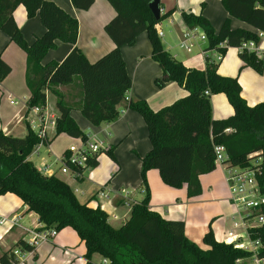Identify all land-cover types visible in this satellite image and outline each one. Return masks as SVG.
<instances>
[{"label": "trees", "instance_id": "16d2710c", "mask_svg": "<svg viewBox=\"0 0 264 264\" xmlns=\"http://www.w3.org/2000/svg\"><path fill=\"white\" fill-rule=\"evenodd\" d=\"M70 1L77 11H88L94 5V0ZM106 1L114 9L115 17L105 26V33L115 47L95 63H90L77 47L78 21L51 0H0V31L26 54V83L31 95L28 108H45L48 93L56 97L55 108L59 114L56 137L64 134L88 140L70 116L73 106L65 103L59 92L60 87L71 85L75 79L80 82L82 94L80 104L75 107L91 125L99 127L118 120L122 103L142 116L152 145L151 151L141 160L145 198L133 205L124 225L114 228L100 208L91 209L81 204L69 185L55 176H44L28 160L41 142L32 131L22 139L0 132V196L13 194L18 197L46 229L75 231L86 246L87 264H92L95 254L109 264H247L252 253L217 242L212 230L203 238V244L210 247L204 251L186 237L184 222L167 220L152 211L147 173L156 170L165 185L175 189L186 186L188 197H197L201 194L200 177L216 169L214 147L222 145L231 166L257 169L264 194V102L249 107L241 96L238 79L220 76L221 61L213 58L215 53L224 58L229 48H236L242 61L241 70L252 68L264 74L263 59L244 47L248 43L259 45L261 42L258 33L264 34V0H222L229 17L252 30L232 29L228 18L216 33L201 15L182 14L187 28H201L206 33L204 50L212 53L206 57L204 70L187 68L164 49L155 27L173 10L156 21L149 9L152 0ZM20 6L26 9L28 18L39 16L45 29L32 44L27 43L14 19V12ZM142 33L148 34L153 47L152 59L162 70L156 86L163 89L173 82L188 92L185 98L158 111H153L145 101L128 99L133 82L121 48L134 46ZM58 42L74 48L61 63L43 66L42 61ZM10 73L11 68L0 56V85ZM216 94L227 97L234 110L232 116L213 119L211 96ZM107 155L114 160L113 149L108 150ZM258 160L256 166L253 161L257 163ZM97 165V159L90 158L88 168ZM248 234L252 241L259 240L264 245V225L250 229ZM17 246L31 250L23 242ZM11 253L0 257V264L13 262ZM260 257H264V248Z\"/></svg>", "mask_w": 264, "mask_h": 264}, {"label": "crops", "instance_id": "0c3cea01", "mask_svg": "<svg viewBox=\"0 0 264 264\" xmlns=\"http://www.w3.org/2000/svg\"><path fill=\"white\" fill-rule=\"evenodd\" d=\"M51 1L78 21L77 47L90 63H95L115 47L105 33V26L115 17L114 9L106 0H94V5L88 11H77L70 0ZM160 6L161 15L173 10L158 25L163 33L161 42L164 49L187 68L204 70L206 61L200 50L206 48V43H200V47L192 53L184 52L178 46L181 34L187 28L182 14L201 15L218 33L224 22L230 18L222 0H160ZM14 19L28 44H32L45 33L39 16L28 18L23 6L16 9ZM230 20L232 29L252 30L237 19ZM258 47L264 52V36ZM73 48V45L58 42L57 47L48 52L42 65L61 63ZM152 53L153 47L147 33L140 34L134 46L121 48L127 73L133 82L128 99L145 101L153 111H158L185 98L188 92L173 82L166 84L163 89L156 86L155 81L162 77V70L152 59ZM0 56L11 68L10 75L0 85V132L19 139L25 138L29 131L37 134L36 128L31 126L32 123L38 124L37 117L28 108L31 95L26 83V54L1 31ZM241 66L239 50L229 48L220 62L218 74L237 78L242 88V98L249 107H255L264 102V74L260 75L252 68L241 70ZM59 92L62 93L65 103L73 106L70 116L78 127L89 139L103 142L105 151L99 155L96 168L86 169L79 175L73 172L64 174L62 159L68 154L69 147L79 144L80 139L64 134L56 137L55 128L48 127L46 131L49 144L41 147L37 153H32L39 156L44 149L43 155L46 158L42 166L33 162L32 154L28 160L41 174L45 165L52 168L55 177L70 186L81 204H87L91 209L101 208L108 215L110 225L119 228L129 220L133 205L145 198L141 160L152 149L146 123L141 115L128 110L126 103H122L118 120L99 127L93 126L75 107L82 98L79 80L75 79L71 85L60 87ZM11 101L16 103L11 104ZM55 104L56 97L48 93L45 108L57 119L59 114ZM211 107L214 120L226 119L234 114L224 94L211 96ZM110 149H113L114 160L107 155ZM147 183L150 190V209L167 220L184 222L186 237L204 251L210 249L203 244V238L210 230L219 243L232 244L236 242V236L237 243L246 244L249 241L248 231L256 228L251 221L243 225V220L231 204L225 172L221 166H216L213 172L200 177L201 194L193 198L188 197L186 186L175 189L165 185L156 170L147 173ZM101 193L108 195V198L99 199ZM80 195L83 199L79 198ZM13 217L19 218L17 226L10 223L0 224V257L18 248L19 242L25 243L28 231L44 228L39 217L28 212V208L18 197L13 194L0 196V219ZM230 232L233 233L232 238L229 236ZM63 248L69 249L72 254H65ZM53 254L61 255V258L57 260L52 257ZM85 254L86 246L78 234L64 229L58 232L53 241L34 250L25 264L31 260L38 263L43 258H50L57 264H87ZM95 258L103 260L99 264H104V259L98 254L92 257V264H97Z\"/></svg>", "mask_w": 264, "mask_h": 264}, {"label": "built area", "instance_id": "2783aa9c", "mask_svg": "<svg viewBox=\"0 0 264 264\" xmlns=\"http://www.w3.org/2000/svg\"><path fill=\"white\" fill-rule=\"evenodd\" d=\"M159 25V24H158ZM156 25V31L159 38L163 37V33L159 30V26ZM259 37L264 36L263 33H258ZM200 43L207 44L206 33L201 28H186L180 37L179 48L187 53H192L196 48L200 47ZM249 51L256 54L259 59H264V52H262L258 45L255 43H248L244 45ZM201 55L206 61V57L210 56L212 52L200 50ZM213 58L216 61H221L222 56L218 53L213 54ZM209 95L208 92H206ZM15 101H11V104H15ZM37 117L38 124L32 123L33 129L36 128L37 136L40 139L39 145L34 149V153H37L41 147L48 142V133L46 129L48 127H56V118L49 114L46 108H32L30 109ZM229 132V131H227ZM47 141V142H46ZM105 151L104 143L96 139H89L87 141L80 140L77 145H72L68 149V154L63 157L62 172H73L76 175L80 173L77 169L86 170L88 168V162L90 158L98 159V156ZM215 151V164L216 166H221L225 172V182L230 194V202L234 206L236 212L240 215L243 225L247 222L255 221L256 228L262 227L264 225V194L261 192L257 169H244L241 167H234L227 163L228 154L226 148L222 145H217L214 147ZM260 160H258L256 166ZM76 169V170H75ZM44 176L52 177L55 176V171L49 166H44L42 170ZM125 193V191L123 192ZM108 198V195L101 193L99 199ZM101 209V208H100ZM11 224L12 226H17L19 223L18 217H13L11 219L1 218L0 224ZM58 236V231L54 228L51 229H32L28 231V239L25 244L31 247L30 251L24 250L22 247L16 248L12 251L11 255L14 258L11 264H25L27 258L33 254V251L38 249L40 246L53 241ZM232 238L233 233H229ZM232 243L236 249L244 250L252 253V256L246 260L247 264H264V257H260V252L263 250L264 245L259 241H252L249 237V241L244 243ZM229 240V239H228ZM65 254L70 255L72 252L63 248ZM104 264H109L107 260H104Z\"/></svg>", "mask_w": 264, "mask_h": 264}, {"label": "rangeland", "instance_id": "374dc122", "mask_svg": "<svg viewBox=\"0 0 264 264\" xmlns=\"http://www.w3.org/2000/svg\"><path fill=\"white\" fill-rule=\"evenodd\" d=\"M163 23V22H162ZM167 21H165V25H166ZM178 46H179V42H178ZM184 51V50H182ZM185 52V51H184ZM257 73V72H256ZM213 112V110H212ZM43 152H44V149L41 150V154L38 156L36 154H32L31 157H32V160L35 164H37V166H42V162L44 160L45 155H43ZM253 163H256V161ZM69 172H66L64 174H67ZM67 178H71L70 176H66ZM80 199H83V197L80 195L79 196ZM253 223L255 224V221H253ZM117 225V224H115ZM52 257H55L57 260L61 258V255H56V254H53ZM95 261H97V264L101 263L103 260L99 259V258H95ZM93 262V261H92ZM27 264H57V262H53L51 261V259H41L38 263H33L32 260L30 262H28Z\"/></svg>", "mask_w": 264, "mask_h": 264}, {"label": "water", "instance_id": "95a60500", "mask_svg": "<svg viewBox=\"0 0 264 264\" xmlns=\"http://www.w3.org/2000/svg\"><path fill=\"white\" fill-rule=\"evenodd\" d=\"M149 9L151 13L153 14L155 20L159 21L161 19L160 0H152L149 4Z\"/></svg>", "mask_w": 264, "mask_h": 264}]
</instances>
